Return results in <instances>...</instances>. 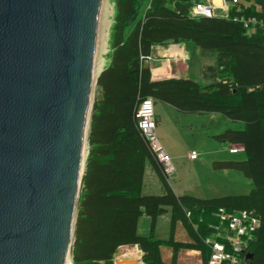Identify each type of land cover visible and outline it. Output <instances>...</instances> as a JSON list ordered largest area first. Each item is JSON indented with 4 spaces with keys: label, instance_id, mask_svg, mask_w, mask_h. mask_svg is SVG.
I'll list each match as a JSON object with an SVG mask.
<instances>
[{
    "label": "trees",
    "instance_id": "16d2710c",
    "mask_svg": "<svg viewBox=\"0 0 264 264\" xmlns=\"http://www.w3.org/2000/svg\"><path fill=\"white\" fill-rule=\"evenodd\" d=\"M111 59L98 75L99 96L93 104L87 136L88 152L72 244L73 264H104L121 245L138 244L144 264H164L160 247L173 248L176 264L181 248L201 251L208 264L214 241L231 251L221 222L227 215L247 211L259 224L242 237L237 254L244 263L264 264V35L259 24L252 29L232 21L235 15L263 18V0H241L229 17L192 16V6L203 0H114ZM191 42L202 56L213 58L200 67V81L186 77L151 79L146 61L155 46ZM152 98L183 113H216L240 128L214 135L220 142L243 148V160L214 161V169L235 170L251 181L245 194L208 198L176 194L162 165L141 135L135 109L143 98ZM149 164L160 180L162 194H143ZM170 210L169 235L153 236L156 219ZM150 218V234L137 232L139 217ZM181 221L191 242L174 239ZM223 233V234H221ZM222 264H229L224 261Z\"/></svg>",
    "mask_w": 264,
    "mask_h": 264
},
{
    "label": "water",
    "instance_id": "95a60500",
    "mask_svg": "<svg viewBox=\"0 0 264 264\" xmlns=\"http://www.w3.org/2000/svg\"><path fill=\"white\" fill-rule=\"evenodd\" d=\"M100 3L0 0V264H65L71 250ZM124 247L103 263L144 264L118 259Z\"/></svg>",
    "mask_w": 264,
    "mask_h": 264
},
{
    "label": "rangeland",
    "instance_id": "374dc122",
    "mask_svg": "<svg viewBox=\"0 0 264 264\" xmlns=\"http://www.w3.org/2000/svg\"><path fill=\"white\" fill-rule=\"evenodd\" d=\"M104 2L106 4L105 10L107 11H105L106 16H103L104 20L102 19V23H99L98 25L99 33L96 51V60H102L104 63L102 67L99 68L100 70L98 69L99 71H97L96 79L99 73L109 65L112 54L111 28L115 20L116 8L114 0H101L100 16L102 4ZM186 51L187 59L184 61V76L198 82L201 80V64L206 65L212 63L214 59L209 58L208 56H202L200 49L196 48L191 42L186 43ZM183 55L184 54H182V56ZM166 65H168L169 68L171 66L169 63H166ZM98 96V86L95 82L90 100V116L92 113L93 104L97 100ZM154 112L158 119L155 130L156 134L162 148L168 153V155L170 154L169 156L172 157V162L175 165L176 172L174 171L175 173H172L171 177L169 176L168 183L170 185H174L176 192H180L182 188L186 187L192 192H196V194H201L198 190V187H202L203 189L210 188L211 185L217 183L228 186V188L231 189L230 192L232 193L235 192V188L237 189V192H242L243 190L252 187L251 181L246 178L243 173L235 170L221 171L220 169H214L213 167L214 161L244 159L242 150L238 151L237 153L230 154L228 152L230 148L228 147L229 144L227 142H220L213 136L227 127L233 129L237 128L234 126L235 123H231L226 119H220L219 114L183 113L162 102H154ZM189 151L197 152L199 154L198 159H190L187 156V152ZM87 152L88 142L86 141V156ZM144 181L146 185V189L143 190L144 194H158V192L156 193V190L152 189V185L155 184V179L152 178V174L150 177L145 176ZM81 189L82 183L80 186L79 199L81 195ZM211 190L213 189L210 188L209 191ZM77 212L78 207L76 211V217ZM71 250L70 264H73ZM126 256L129 257L131 254H126Z\"/></svg>",
    "mask_w": 264,
    "mask_h": 264
},
{
    "label": "crops",
    "instance_id": "0c3cea01",
    "mask_svg": "<svg viewBox=\"0 0 264 264\" xmlns=\"http://www.w3.org/2000/svg\"><path fill=\"white\" fill-rule=\"evenodd\" d=\"M208 1L212 2L214 5H220L221 4V0H207V2ZM217 10L219 11V9H216V11ZM186 43L170 44L168 46H155L154 47L150 57L148 58L149 60L147 59V61H146L147 65L150 68V74H151L152 80L169 78V77H185L184 76V72H185L184 61L187 59ZM174 52H176V53H174ZM181 53H183L184 55L181 56ZM157 63H159V64H157ZM166 63H169V65H171L170 68L171 67L172 68L170 69L169 66L166 65ZM211 114H216V113H211ZM156 118H157V116H156ZM219 118L224 120V118L221 115ZM157 122H158V119H157ZM234 126L237 127L234 129H238V128H240L241 125L238 123H235ZM156 127H157V125H156ZM227 128H230V127H227ZM228 147H232V145L229 144ZM189 152H187V156H188ZM228 152L230 154H234V153H231L229 150H228ZM198 157H199V154L197 153L196 158H194L193 160H197ZM172 161H173V159H172ZM218 161H220V160H218ZM221 171H225V170H221ZM175 172H176V169H175ZM151 174H152V178L155 179V184L152 185V189L156 190V193L158 192V194H162L164 192L162 184H161L160 180L158 179L157 175L152 170V168L149 164L146 165V167H145L143 183H142V193H143V190L146 189V185H145V181H144L145 176L150 177ZM170 186L172 187L173 191L178 195L191 194L193 196L202 197V198L228 195V194H245V193L249 192L250 189L252 188V187L247 188L246 190H243L244 192L242 190H241L242 192H237V189L235 188V192L232 193V192H230L231 189H229L228 186H224V184H218L217 183V184L211 185L210 188L213 189L211 191H209L210 188L203 189L202 187H198L199 188L198 190L200 191L201 194H196V192H192L189 188H186V187L182 188V190L180 192H176L174 185H170ZM238 189H240V188H238ZM145 195H147V194H145ZM170 219H171L170 210H167L165 213H163L157 217L155 227L153 230V236L155 238H157V239L168 238ZM137 232L140 236H148L150 234V218L145 213H143L138 219ZM221 234H223V233H221ZM174 239L176 241L183 242V243H190L192 241L181 221H177L175 224ZM124 246H125L124 247L125 251H124V253H122L121 256L118 257V259L119 258H136V259L141 258L142 259L143 251L138 250L136 248L135 244H128V245H124ZM128 249H130L132 251L125 253L126 250H128ZM173 253H174L173 248L170 246H161L160 247V257H161V260L164 264H170L171 263ZM126 254H128V255L131 254V256L127 257ZM176 264H203L201 251L198 249H194V248H181V249H179L176 252Z\"/></svg>",
    "mask_w": 264,
    "mask_h": 264
},
{
    "label": "built area",
    "instance_id": "2783aa9c",
    "mask_svg": "<svg viewBox=\"0 0 264 264\" xmlns=\"http://www.w3.org/2000/svg\"><path fill=\"white\" fill-rule=\"evenodd\" d=\"M241 0H221L220 5H214L212 2H197L192 6V16H206L213 17L216 15V9H219L221 13H227L229 17V10L231 6L240 3ZM258 10L263 12L264 15V0L263 5L258 6ZM232 21L240 22L245 28L252 29L253 26L259 24L263 27L262 33L264 35V19L257 18L255 16L235 15L232 17ZM135 118L137 120V126L141 132V135L149 144L150 148L155 154L157 161L162 165L163 171L167 176H171L175 171V166L172 162V158L162 148L160 141L156 134L157 118L154 112V100L150 97L141 99L135 109ZM243 150L241 146H232L229 148L231 153H237ZM190 159H194L197 156L195 151L188 153ZM219 217L221 222H226L228 234L227 240L230 242L231 251H226L225 245L222 242L214 241L211 244L212 253L210 255L208 264H222L224 261L229 264H241L239 262L237 254L243 246L242 237L259 224L256 217L252 216L247 211H238L232 215H227L220 209ZM244 264V263H243Z\"/></svg>",
    "mask_w": 264,
    "mask_h": 264
},
{
    "label": "bare ground",
    "instance_id": "6f19581e",
    "mask_svg": "<svg viewBox=\"0 0 264 264\" xmlns=\"http://www.w3.org/2000/svg\"><path fill=\"white\" fill-rule=\"evenodd\" d=\"M100 6H101V3H100ZM102 11H101V16H100V11H99V16H98V24H97V37H96V50H95V58H94V63H93V74H92V89H93V86H94V83H95V79H96V74H97V71H99L100 69L99 68H101L102 67V65H103V63H104V61L102 62V60L101 61H97L96 60V51H97V40H98V25H99V23H102V19H103V16H106L105 15V11H107V10H105L106 9V4H105V2L102 4ZM216 13V15L215 16H217V11L215 12ZM106 14H107V12H106ZM214 17V16H213ZM104 20V19H103ZM104 24V23H103ZM182 54L183 53H181V56H182ZM99 60V59H98ZM99 69V70H98ZM91 95H92V90H91V93H90V98H91ZM83 156H84V158H85V156H86V142H85V147H84V152H83ZM84 162H83V167H82V173H83V171H84ZM130 251H132V250H130V249H128V250H126V252L125 253H127V252H130ZM70 252L67 254V256H66V260H65V264H70Z\"/></svg>",
    "mask_w": 264,
    "mask_h": 264
}]
</instances>
